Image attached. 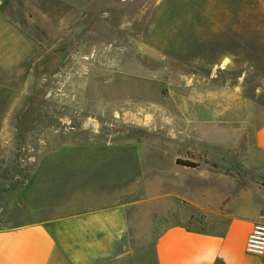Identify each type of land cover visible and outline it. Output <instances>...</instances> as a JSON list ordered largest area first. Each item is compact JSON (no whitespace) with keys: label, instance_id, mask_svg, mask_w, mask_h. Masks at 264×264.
Segmentation results:
<instances>
[{"label":"rangeland","instance_id":"374dc122","mask_svg":"<svg viewBox=\"0 0 264 264\" xmlns=\"http://www.w3.org/2000/svg\"><path fill=\"white\" fill-rule=\"evenodd\" d=\"M32 1L52 19L32 33L51 43L0 69V264H34L43 237L31 229L52 221L74 264H158L156 242L165 230L225 228L224 217L240 208L232 197L247 186L258 193L228 167L234 153L242 167V153L255 142L245 119L250 101L264 97V0H253L246 17L178 62L148 60L143 38L117 20L120 0H104L89 17L61 2ZM223 1L199 24L247 3ZM123 3L129 21L130 0ZM7 32L0 42L11 51L21 39ZM204 56L217 73V118L196 110V89H182L197 84L193 60ZM229 85L246 89H223ZM88 212L122 215L121 223H104L116 230V248L103 259L92 255L106 239L87 237Z\"/></svg>","mask_w":264,"mask_h":264},{"label":"crops","instance_id":"0c3cea01","mask_svg":"<svg viewBox=\"0 0 264 264\" xmlns=\"http://www.w3.org/2000/svg\"><path fill=\"white\" fill-rule=\"evenodd\" d=\"M52 1L61 2L70 12H76L82 17H89L93 8L104 4V0ZM123 2L124 0H120L117 12L118 22L130 23L133 37L143 38L140 45L144 46L148 60L155 62L185 61L193 48L204 46L211 39L233 27L235 23L246 17L253 7V0H247V3L245 1V4H240L233 9L237 13L232 16H228L229 12L220 11L219 18H215V23L199 24V18L215 16L224 1L130 0L129 21L128 11ZM40 13L44 12L42 4L37 1L0 0V33L8 31L9 35V31H17L21 39L20 42L14 43L11 51L6 50L9 43L0 42V69L16 68L20 62L29 58L30 47L51 43L47 38L48 41L45 39L46 42H43L32 33L33 29H40L41 25L45 26L48 20L52 22V19L42 17ZM32 14L35 16L33 17ZM5 34L6 32L3 36ZM193 61L196 63L194 77L198 79L197 84L192 87L187 82L182 89H196L193 103L196 110L206 109L213 112L217 118L220 93L219 83L215 80L217 73L211 66L212 60L209 56H204L196 57ZM208 68H212L209 69L210 73ZM208 78H211L210 85H206ZM223 89H246V87L229 85ZM206 93L209 96H206ZM236 93L233 92L235 97ZM189 102V100L186 101V103ZM250 103L251 111L245 119V124L248 132H255V142H251L249 149L242 153V167H239L236 162V158H239L238 153H234L229 156L232 165L228 168L243 173L245 181L248 177V182L256 183L258 193L255 194L252 188L247 186L242 190L240 197H232L237 200L234 205L240 208L234 214L224 217L226 219H224L225 228L223 229L203 231L177 225L162 232L156 242L158 264H247L243 258L248 239L264 212V208L256 207H264V97L257 103L254 101ZM255 112H258V117H254ZM109 219L121 223L122 215L119 214L117 217L116 214L88 212L82 217L84 229L88 230V238L106 239L98 246L92 247L94 250L92 255L98 253L99 259L112 254L116 248L114 240L116 230L104 224ZM54 227L55 223L52 221L50 225L39 224L31 229L36 235L43 237V244L35 253L34 264H74L75 260L70 255L68 247L59 243ZM101 233L107 234L102 237ZM109 239L113 240L106 242ZM92 255L89 253V261L91 258L95 260V257H91Z\"/></svg>","mask_w":264,"mask_h":264},{"label":"built area","instance_id":"2783aa9c","mask_svg":"<svg viewBox=\"0 0 264 264\" xmlns=\"http://www.w3.org/2000/svg\"><path fill=\"white\" fill-rule=\"evenodd\" d=\"M243 259L247 264H264V215L249 236Z\"/></svg>","mask_w":264,"mask_h":264},{"label":"trees","instance_id":"16d2710c","mask_svg":"<svg viewBox=\"0 0 264 264\" xmlns=\"http://www.w3.org/2000/svg\"><path fill=\"white\" fill-rule=\"evenodd\" d=\"M177 164L191 169H198L200 167V164L191 161L178 160Z\"/></svg>","mask_w":264,"mask_h":264}]
</instances>
